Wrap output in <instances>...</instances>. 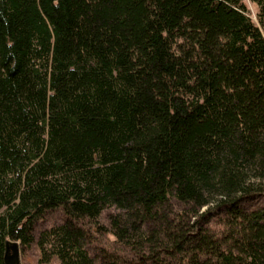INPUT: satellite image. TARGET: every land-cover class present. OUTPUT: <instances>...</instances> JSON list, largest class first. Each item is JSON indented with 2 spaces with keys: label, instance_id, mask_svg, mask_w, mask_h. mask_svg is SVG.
I'll return each mask as SVG.
<instances>
[{
  "label": "trees",
  "instance_id": "16d2710c",
  "mask_svg": "<svg viewBox=\"0 0 264 264\" xmlns=\"http://www.w3.org/2000/svg\"><path fill=\"white\" fill-rule=\"evenodd\" d=\"M109 208L122 251L92 243ZM9 240L264 264V0H0V264Z\"/></svg>",
  "mask_w": 264,
  "mask_h": 264
},
{
  "label": "rangeland",
  "instance_id": "374dc122",
  "mask_svg": "<svg viewBox=\"0 0 264 264\" xmlns=\"http://www.w3.org/2000/svg\"><path fill=\"white\" fill-rule=\"evenodd\" d=\"M114 213L113 208L105 209L100 217L99 224L104 225L107 233H95L93 240V246L96 248L98 246L107 247L109 249H117L122 251V248L115 243L114 237L109 233V225H108V217L110 214ZM64 216L60 209L51 210L46 213V215L38 222L35 228V235L37 232L43 228L50 227L54 224L60 223L63 220ZM93 231H95L94 227L90 225ZM91 247L90 251L93 252L95 249ZM16 264H61L60 261L56 257H51L48 262L40 261V252L35 243L30 244L28 247L21 248L19 245V255L18 261Z\"/></svg>",
  "mask_w": 264,
  "mask_h": 264
},
{
  "label": "water",
  "instance_id": "95a60500",
  "mask_svg": "<svg viewBox=\"0 0 264 264\" xmlns=\"http://www.w3.org/2000/svg\"><path fill=\"white\" fill-rule=\"evenodd\" d=\"M19 255V243L15 241H7L5 244V264H16Z\"/></svg>",
  "mask_w": 264,
  "mask_h": 264
}]
</instances>
